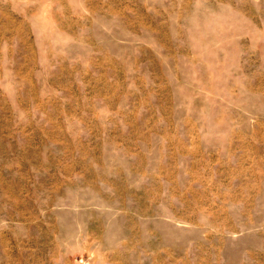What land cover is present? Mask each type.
I'll use <instances>...</instances> for the list:
<instances>
[{"label":"rangeland","instance_id":"374dc122","mask_svg":"<svg viewBox=\"0 0 264 264\" xmlns=\"http://www.w3.org/2000/svg\"><path fill=\"white\" fill-rule=\"evenodd\" d=\"M0 264H264V0H0Z\"/></svg>","mask_w":264,"mask_h":264}]
</instances>
